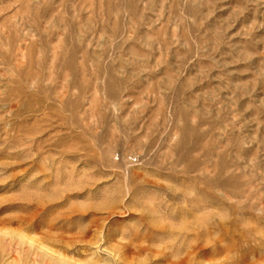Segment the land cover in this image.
Returning <instances> with one entry per match:
<instances>
[{
  "label": "rangeland",
  "instance_id": "1",
  "mask_svg": "<svg viewBox=\"0 0 264 264\" xmlns=\"http://www.w3.org/2000/svg\"><path fill=\"white\" fill-rule=\"evenodd\" d=\"M0 264H264V0H0Z\"/></svg>",
  "mask_w": 264,
  "mask_h": 264
}]
</instances>
